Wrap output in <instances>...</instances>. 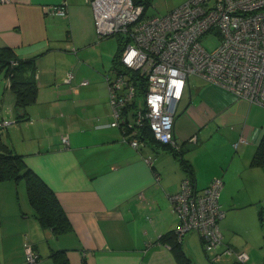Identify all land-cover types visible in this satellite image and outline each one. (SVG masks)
Masks as SVG:
<instances>
[{
	"label": "crops",
	"instance_id": "0c3cea01",
	"mask_svg": "<svg viewBox=\"0 0 264 264\" xmlns=\"http://www.w3.org/2000/svg\"><path fill=\"white\" fill-rule=\"evenodd\" d=\"M61 5L65 15L45 11V6ZM3 47L33 61L25 77L36 82L37 97L17 119L3 78L0 120L9 123L1 141L53 190L71 228L55 235L35 217L22 180L0 181L1 264H27L25 243L38 255L31 264H55L53 252L68 264H181L159 238L178 225L169 195L179 190L185 171L170 145L134 147L120 127L110 125L106 67L89 3L0 2ZM68 72L73 75L69 82ZM82 79L87 84L81 85ZM65 135L67 145L61 141ZM262 135L264 106L200 76L189 77L177 104L174 138L198 188L214 177L223 181L222 243L208 250L194 231L182 238L196 264H240L225 252L228 248L245 252L247 263L264 264V168L251 165ZM214 253H223L219 263L211 261Z\"/></svg>",
	"mask_w": 264,
	"mask_h": 264
},
{
	"label": "built area",
	"instance_id": "2783aa9c",
	"mask_svg": "<svg viewBox=\"0 0 264 264\" xmlns=\"http://www.w3.org/2000/svg\"><path fill=\"white\" fill-rule=\"evenodd\" d=\"M86 1L97 38L119 35L125 41L119 55L123 71L111 69L105 79L114 116L110 125L120 127L130 145H142L137 133L148 126L157 141L180 150L174 138V120L192 75L237 98L264 106V0H184L163 14L149 16L144 5L134 0ZM45 11L66 14L63 5L45 6ZM210 35L218 37L219 43L208 50L201 41ZM134 72L144 79L142 95L137 94ZM72 77L68 72L65 80L69 82ZM80 84H87V79ZM8 123L2 120L0 128ZM61 141L67 145L68 137L62 136ZM222 186L220 177H214L203 188L184 177L179 190L169 195L171 209L178 218L175 233L179 239L194 231L205 249L214 250L222 243L218 225L224 216L219 203ZM225 252L234 255L237 263L255 264L247 263L245 252L230 248ZM222 255L214 253L210 259L219 263ZM24 256L27 264L38 259L27 243Z\"/></svg>",
	"mask_w": 264,
	"mask_h": 264
},
{
	"label": "trees",
	"instance_id": "16d2710c",
	"mask_svg": "<svg viewBox=\"0 0 264 264\" xmlns=\"http://www.w3.org/2000/svg\"><path fill=\"white\" fill-rule=\"evenodd\" d=\"M134 1L143 4L145 9L150 2V0ZM124 44L125 41H123L122 37H118V48L112 58L111 66V68L116 71H123L119 61V55ZM29 69H33L32 60L18 59L14 50L10 47L0 48V76L6 79V87L14 96V107L16 109L17 119H22L24 117V114L19 116L18 111H24L28 105L36 101L37 97L36 82L25 77ZM134 75L137 76L134 77V80H136L137 94L142 95L145 91L144 79L138 76L137 72H134ZM134 105L135 101L129 105V108H132ZM2 120L3 119H1L0 122ZM137 137L143 142L160 143L153 137L148 126L140 128ZM160 144L164 146L167 145L163 143ZM171 150L178 158L181 168L185 171V177H188L194 182L191 165L184 157L181 148L180 150H175L173 148ZM251 165L264 168V135H262L256 146L251 159ZM5 180H22L24 182L28 202L34 210L35 217L43 227L50 228L55 235H60L70 230V222L53 190L25 164L22 155L12 152L11 149L1 141L0 135V181ZM159 240L171 247L181 264H196L186 254L182 246V238L179 239L177 237L175 230L162 235ZM52 256L55 264H68L67 258L62 256L60 252H53Z\"/></svg>",
	"mask_w": 264,
	"mask_h": 264
},
{
	"label": "rangeland",
	"instance_id": "374dc122",
	"mask_svg": "<svg viewBox=\"0 0 264 264\" xmlns=\"http://www.w3.org/2000/svg\"><path fill=\"white\" fill-rule=\"evenodd\" d=\"M153 1V2H152ZM184 0H151L150 3L146 7V15H156V14H163L167 12L169 9L176 7L183 3ZM156 3V4H155ZM118 37L119 35H113L105 38H101V63L103 66L106 67V74L111 73L110 72V65H111V59L118 48ZM202 45L208 49L211 50L215 48L218 43L219 39L215 35H210L208 37H205L201 41ZM105 74V75H106ZM3 80V77L0 76V82ZM4 128L1 130V134L3 135L6 131ZM4 136V135H3ZM198 247L201 249L203 256L205 257L206 261L209 262V259L206 258V255L204 253L203 247L198 241ZM210 263V262H209Z\"/></svg>",
	"mask_w": 264,
	"mask_h": 264
},
{
	"label": "water",
	"instance_id": "95a60500",
	"mask_svg": "<svg viewBox=\"0 0 264 264\" xmlns=\"http://www.w3.org/2000/svg\"><path fill=\"white\" fill-rule=\"evenodd\" d=\"M24 114V111H18V115L22 116Z\"/></svg>",
	"mask_w": 264,
	"mask_h": 264
}]
</instances>
